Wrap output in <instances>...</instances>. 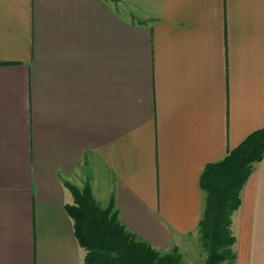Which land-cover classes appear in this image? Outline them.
<instances>
[{
  "label": "crops",
  "instance_id": "1",
  "mask_svg": "<svg viewBox=\"0 0 264 264\" xmlns=\"http://www.w3.org/2000/svg\"><path fill=\"white\" fill-rule=\"evenodd\" d=\"M149 1L0 0V264H84L86 186L201 259L202 174L264 129V0ZM232 230L264 264V160Z\"/></svg>",
  "mask_w": 264,
  "mask_h": 264
},
{
  "label": "trees",
  "instance_id": "2",
  "mask_svg": "<svg viewBox=\"0 0 264 264\" xmlns=\"http://www.w3.org/2000/svg\"><path fill=\"white\" fill-rule=\"evenodd\" d=\"M110 1V0H109ZM264 160V129L252 133L221 161L204 170L202 218L198 227L204 264H237L233 216L256 166ZM68 213L83 249L84 264H187L178 248L163 252L130 231L119 219L114 202L104 209L88 186L71 188Z\"/></svg>",
  "mask_w": 264,
  "mask_h": 264
},
{
  "label": "rangeland",
  "instance_id": "3",
  "mask_svg": "<svg viewBox=\"0 0 264 264\" xmlns=\"http://www.w3.org/2000/svg\"><path fill=\"white\" fill-rule=\"evenodd\" d=\"M137 1H140V0H137ZM141 1H143V2H145V3H149L150 1L149 0H141ZM114 2H122V0H114ZM132 5V4H131ZM135 5H137V3L135 4ZM132 7V6H131ZM188 252H186L185 253V256H186V262H187V264H202V259H193V262H190V263H188L189 261H190V255L189 254H187Z\"/></svg>",
  "mask_w": 264,
  "mask_h": 264
}]
</instances>
